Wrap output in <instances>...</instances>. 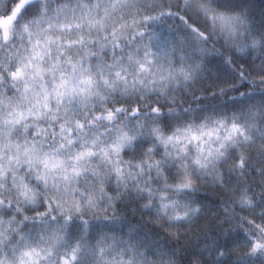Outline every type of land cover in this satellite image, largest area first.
Wrapping results in <instances>:
<instances>
[{
	"label": "snow or ice",
	"instance_id": "6c2138e0",
	"mask_svg": "<svg viewBox=\"0 0 264 264\" xmlns=\"http://www.w3.org/2000/svg\"><path fill=\"white\" fill-rule=\"evenodd\" d=\"M0 264H264V0H0Z\"/></svg>",
	"mask_w": 264,
	"mask_h": 264
}]
</instances>
